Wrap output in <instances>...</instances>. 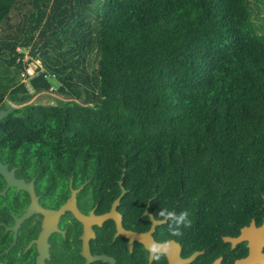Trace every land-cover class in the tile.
<instances>
[{"label":"trees","instance_id":"trees-1","mask_svg":"<svg viewBox=\"0 0 264 264\" xmlns=\"http://www.w3.org/2000/svg\"><path fill=\"white\" fill-rule=\"evenodd\" d=\"M256 8L250 0H0V108L14 104L0 118V158L49 186L63 171L91 172L99 197L115 195L120 178L126 213L147 201L155 216L163 206L190 212L192 227L173 239L186 252L204 249L193 264L232 258L222 234L264 217ZM18 47L39 60L30 89ZM37 93L47 103L29 101ZM156 228L168 238L166 222Z\"/></svg>","mask_w":264,"mask_h":264},{"label":"flooded vegetation","instance_id":"flooded-vegetation-1","mask_svg":"<svg viewBox=\"0 0 264 264\" xmlns=\"http://www.w3.org/2000/svg\"><path fill=\"white\" fill-rule=\"evenodd\" d=\"M0 161L7 166L8 171H13L16 179H22L25 184L31 182L33 191L31 194L29 191L9 186L4 194H0V264H36L41 251L47 252V255L43 256L44 264H149L153 260L142 241L149 238V240L166 238V233L160 234L156 228L160 223H156L154 229L150 231V214L156 219L160 218L148 209V201L137 211L125 212L130 202L125 203L121 199L125 188L121 185L120 178L116 179L118 191L115 195L99 197L100 193L92 183L91 172L78 171L76 174L75 170L63 171L57 178V188L53 190L54 185L49 186L47 181L36 180L35 175H19L16 166H11L8 161L1 158ZM0 185L1 191L6 186L1 174ZM72 192L74 196L71 198ZM87 193L88 197L84 198ZM70 198L68 207L58 214L54 226L45 228L43 223L51 220V215L45 213V209L57 210ZM32 199L37 209L32 210L27 216H22ZM146 217L149 221L147 227ZM263 220L264 217L259 223L254 220L255 228L246 230V233L250 231V239L253 242L260 234L256 231ZM240 228L236 233L222 234V238L225 235L237 237ZM133 233H138L142 240L134 237L130 239L128 234ZM261 234V238L264 239V230ZM38 238L40 241H37ZM170 239L178 244L180 258H187L194 251L204 252V249L183 251L179 241ZM225 242L230 243L232 258L227 260L223 254L213 257L209 262L199 260L194 264H212L217 258H220L219 264H235L237 259L249 254L248 240L238 241L235 245L231 241ZM86 253L90 259H87ZM260 254L264 260V244L260 247ZM161 261L162 264L163 262L168 264L166 256L162 257ZM192 261L183 264H193Z\"/></svg>","mask_w":264,"mask_h":264},{"label":"water","instance_id":"water-1","mask_svg":"<svg viewBox=\"0 0 264 264\" xmlns=\"http://www.w3.org/2000/svg\"><path fill=\"white\" fill-rule=\"evenodd\" d=\"M12 107L13 106L9 105L8 107L0 108V118L2 116H4V114H6L9 110H11ZM0 174L3 176V178L6 181V186L3 190L0 191V194H4L5 190L9 186H13V187L17 188L18 190L23 189V190H26L27 192L29 191L32 194V192H33L32 188H31L32 183L30 182L28 184H25L22 179H16L13 176V171H8L7 166L5 164H3L1 161H0ZM121 192H122V190L120 191V193ZM72 196H74V192H72L71 198H72ZM71 198L66 203L61 205L59 207V209H57V210L45 209V213H49L51 215V220H49L48 222H45V224L43 223L45 228H51L52 226H54V223H55V220H56L58 214L60 212H62L65 207H68V204H69V201L71 200ZM34 204H36V203L34 202V199H32V201L27 206V208H26L25 212L22 214V216H27L29 213L32 212V210H36L37 207ZM75 214L77 216H79V213H77L76 211H75ZM105 215L106 214H104V216ZM22 216H20V217L22 218ZM150 217H151V226H150V231H151L152 229H154V226L156 223L153 221V219H152L153 216L151 214H150ZM156 220H159V219H156ZM253 228H255V223H254V220L252 219L247 226H242L240 228V233L237 235V237L233 238V237H230V235H225V237L222 238L225 241H231L233 243V245H235V243L238 241L245 240V239L248 240L247 246H249V254L242 259H237L235 264L264 263V260L262 259V255L260 254V247L262 244H264V239L261 238L262 230H264V220H263L262 224L257 228L258 231H256V233L260 232V234L257 235V240H255L254 242L252 241V239H250V231L246 233V230H251ZM147 233H149V231ZM128 237H130V239H131V237H134V238L142 240V238L140 237V235H138V233H133V235L128 234ZM149 239H147V241L144 239V241H142V242H144V244L146 245V243L149 241ZM37 241H40V238H38ZM178 251H179L178 244L173 242L169 253L166 255V258L168 260V264L189 263L196 257V255H198L202 252V251H194L187 258H180ZM82 252L84 253V250ZM45 255H47V252L41 251V255H39L37 257V263L36 264H44L43 256H45ZM87 256H88V254L86 255V257ZM99 258L106 259L103 256H99ZM87 259H90V257H87ZM219 260H220V258H217L212 264H219Z\"/></svg>","mask_w":264,"mask_h":264},{"label":"clouds","instance_id":"clouds-1","mask_svg":"<svg viewBox=\"0 0 264 264\" xmlns=\"http://www.w3.org/2000/svg\"><path fill=\"white\" fill-rule=\"evenodd\" d=\"M157 216L160 218L159 220H156L155 217L152 218L155 223L166 222L168 224V238L151 239L146 243L147 252L154 261H159L169 253L173 244V240L170 238L182 237L185 231L192 227L193 223L191 214L187 209L176 212L173 208L163 206L158 210Z\"/></svg>","mask_w":264,"mask_h":264},{"label":"rangeland","instance_id":"rangeland-1","mask_svg":"<svg viewBox=\"0 0 264 264\" xmlns=\"http://www.w3.org/2000/svg\"><path fill=\"white\" fill-rule=\"evenodd\" d=\"M251 3H254L258 6V8H256L258 11H257V15L261 18V19H257L258 21H262L264 23V2H261L259 0H250ZM17 50H20L22 52V55H23V59L22 61L24 62L26 59H29L28 56V48H21V47H18ZM33 60H38V59H33ZM88 60L91 62L90 65H88L90 68L91 66L95 65V62L93 58H90L89 54H88ZM39 61V60H38ZM20 75V74H19ZM21 75H20V81L21 80ZM24 84L25 86L27 87V89H29V86L26 84V81H24ZM55 87L56 85H53V87H51V91L49 92L50 96H55V97H58L59 98V95L56 94V92L54 91L55 90ZM41 94L43 93H37V94H34L30 99L29 101H38L39 103H47L48 99L43 97V96H40ZM50 102V101H49ZM5 103H7V105H11V106H14V104L10 101H8L7 99H5ZM58 183V182H57ZM57 188V184L54 185L53 187V190H55ZM53 192V191H52ZM85 197H88V193L87 195H84V198Z\"/></svg>","mask_w":264,"mask_h":264},{"label":"built area","instance_id":"built-area-1","mask_svg":"<svg viewBox=\"0 0 264 264\" xmlns=\"http://www.w3.org/2000/svg\"><path fill=\"white\" fill-rule=\"evenodd\" d=\"M17 51H20V50H17ZM28 58H29V56H28ZM22 59H23V55H22ZM22 59H21V61H22ZM24 63H25V65H24L23 71L20 73V75L22 76L21 82L24 83V81H26V84H27V79L30 78L31 76L35 75L41 69H40V64H39L38 60L26 59L24 61Z\"/></svg>","mask_w":264,"mask_h":264}]
</instances>
